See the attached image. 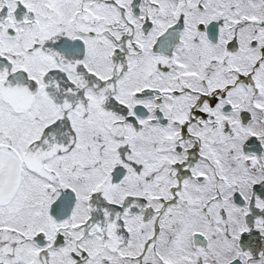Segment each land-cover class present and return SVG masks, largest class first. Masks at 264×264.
Returning a JSON list of instances; mask_svg holds the SVG:
<instances>
[{"label":"snow or ice","instance_id":"1","mask_svg":"<svg viewBox=\"0 0 264 264\" xmlns=\"http://www.w3.org/2000/svg\"><path fill=\"white\" fill-rule=\"evenodd\" d=\"M0 264H264V0H0Z\"/></svg>","mask_w":264,"mask_h":264}]
</instances>
